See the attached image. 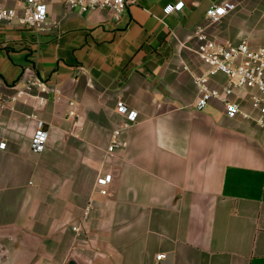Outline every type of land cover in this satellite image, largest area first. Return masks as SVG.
<instances>
[{"label": "crops", "instance_id": "1", "mask_svg": "<svg viewBox=\"0 0 264 264\" xmlns=\"http://www.w3.org/2000/svg\"><path fill=\"white\" fill-rule=\"evenodd\" d=\"M176 1L134 0L116 20L50 0L44 30L0 23V93L30 74L49 86L0 108V264H264V129L218 99L197 107L209 65L193 51L199 27L264 45V0H232L215 23L207 9L228 0L165 13ZM120 100L138 112L126 127ZM90 201L93 232L78 235Z\"/></svg>", "mask_w": 264, "mask_h": 264}, {"label": "built area", "instance_id": "2", "mask_svg": "<svg viewBox=\"0 0 264 264\" xmlns=\"http://www.w3.org/2000/svg\"><path fill=\"white\" fill-rule=\"evenodd\" d=\"M50 0H0V23L27 27L36 31L44 30L48 23ZM69 7L79 9L84 12L102 10L112 14L119 20L125 13L128 5L134 0H62ZM185 0H177L165 6V13L180 10L184 7ZM232 0L222 4L211 5L207 11V17L213 22H218L230 10L235 8ZM198 39L197 46L193 51L198 57L209 65V69L202 75L194 76V83L200 91L197 102L199 109L205 108L211 99H218L225 105L226 114L235 118L241 116L245 119H253L262 129H264V45H253L247 37H241L237 41H220L199 27L196 31ZM223 73L226 76L225 84L211 86L210 79L216 73ZM34 91L48 93L49 86L46 80L36 74H30L23 84L17 88L12 95L0 93V108L5 107L19 99L32 95ZM238 91L246 93L252 111L244 109L245 99ZM40 96V95H39ZM234 96V97H233ZM233 97V98H232ZM40 100L45 98L40 96ZM70 105L74 106L75 101L71 100ZM118 111L126 114L127 121L122 127L137 121L138 112L129 110L122 100L117 103ZM69 115L77 116L74 108H71ZM116 128L112 134V141L108 147L109 151H114L118 147H123V142L119 140L121 128ZM48 140V130L42 120L38 121V127L32 137L31 148L35 152H42L46 148ZM7 142L0 141V148L5 149ZM112 178L111 174L99 177L98 184L102 186L101 192H108L107 185ZM93 207L90 201L85 208L84 215L80 223L73 225L72 229L78 234H90L93 228L86 225L88 216ZM164 255H157V259H162Z\"/></svg>", "mask_w": 264, "mask_h": 264}]
</instances>
